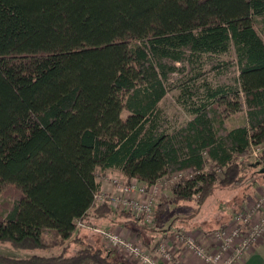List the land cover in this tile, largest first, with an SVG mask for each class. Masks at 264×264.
<instances>
[{"label":"trees","instance_id":"obj_1","mask_svg":"<svg viewBox=\"0 0 264 264\" xmlns=\"http://www.w3.org/2000/svg\"><path fill=\"white\" fill-rule=\"evenodd\" d=\"M220 56L210 70L234 64L233 83L203 78ZM187 67L190 76L170 87L168 75ZM174 87L189 119L168 130L159 104ZM259 144L264 0H0V194L19 191L0 198V242L62 247L0 255V264H126L88 242L68 252L78 222L112 213L95 205L97 171L147 186L189 171L171 191L186 207L196 196L193 216L218 185L237 184L243 168L264 161V150L244 161Z\"/></svg>","mask_w":264,"mask_h":264},{"label":"rangeland","instance_id":"obj_2","mask_svg":"<svg viewBox=\"0 0 264 264\" xmlns=\"http://www.w3.org/2000/svg\"><path fill=\"white\" fill-rule=\"evenodd\" d=\"M219 60L221 61L226 60V56H220L219 58L218 57L212 58L204 64L203 71L205 72V74L203 78H206L207 81L213 85L233 83L237 77V68L234 64L228 66L227 68L224 65L221 68V72L219 74H217L214 70H210L211 67L213 65H216ZM176 65L179 66L180 64L176 63ZM189 76H190V71L188 67H187V71L185 72L170 73L168 75L169 77L168 81L170 83V87L171 85L174 86L179 84L182 80L186 79ZM201 80L202 78H200L197 81V84L200 83ZM177 94H178V88L174 87L170 89L169 92L164 97V99L159 104L163 115L162 127L163 128L166 127L168 130H172L180 126L189 119V115L176 101ZM233 121H235V119H233ZM254 159L255 157L251 156L250 154L247 160L246 159L243 160L253 162ZM210 166L211 165H207V169H210L211 168ZM252 167H253L252 170L248 168H243L244 174L240 179V181L237 182V184L228 185V186L218 185L214 193L206 199L204 204L198 209V212L195 213L193 216H189V215H191V212L196 208V203H195L196 196L192 198L193 200L186 202L187 207L180 205L177 206L178 203L174 202L171 191L173 183L178 181L182 176L187 175L189 171L181 172V176H178V172L167 174L155 182V187H156L154 193L155 214H154V220L151 224L145 223L143 220L136 218L132 213L125 210L112 209V213L110 215H115L119 217V220L123 221L124 224H126V226L127 224L130 227L135 226L136 230L138 229V231H140L139 233L148 234V231H151V233L149 232L148 235L149 236H151L150 234L153 235L151 238L152 240H156L159 237L161 233V229L163 227L169 226L171 224L173 225L179 224L183 228H192L193 230L202 229L206 232L212 231L216 229L221 223H224L226 222V220H229V218L232 216V214L235 211L241 209L240 205L248 196L254 199L256 195L259 193V192L254 193V191H252V186L256 184V182L254 184L253 182L259 180L260 178L257 173H254L252 171L259 172V169L261 167H264V161H261L259 165H255V166L253 165ZM218 175L220 177L222 176L220 171H218ZM115 178L119 182H124V183L134 180V179L129 181L126 180L121 175L120 172L115 170H109L105 172L97 171V181L99 183V189L102 188L101 189L102 191L112 192L114 190L113 179ZM107 184H109L110 186H108ZM2 197L3 200L7 199V202L12 201L14 198L19 197V191L12 186L10 187L8 186L0 194V198ZM164 202H166L167 205H169L168 206L169 211L161 213V211L158 210V206ZM95 205H100V204L99 202L95 201ZM182 216L184 217L189 216L187 218L186 223L177 221L178 220L177 218ZM83 224L84 226H81L79 225L78 222V226L76 230L78 236H76V241L66 243L69 253H73L77 251L79 248L85 246L86 242H88L91 245L103 248L105 251L108 252L107 254L112 253L114 256L111 257H113L114 259L115 258L118 260L120 259L124 261L126 264H131V263L134 264V261L131 259V257L124 255V253L120 252L117 249L110 248L109 245L104 241L100 232H97L95 229L98 230L103 229V230H110L112 232H116L122 237L129 239L130 241H134L140 244L141 246H144L142 241L134 237L137 236L136 234L130 232L131 235L126 236V234L123 235L121 232L115 229H111V227L113 226L111 222L105 220H98L93 223L86 222ZM91 224H94L97 227L92 226ZM45 237L49 241V243L52 244L54 243L52 241L51 234L48 233L46 234ZM61 250L62 247L60 245L53 244V246H51L46 250L25 251V250L14 249L10 245L0 242V255L13 256L18 258H28L33 254H40V253L46 255L57 254L61 252Z\"/></svg>","mask_w":264,"mask_h":264},{"label":"built area","instance_id":"obj_3","mask_svg":"<svg viewBox=\"0 0 264 264\" xmlns=\"http://www.w3.org/2000/svg\"><path fill=\"white\" fill-rule=\"evenodd\" d=\"M262 150H264V144H259L251 148L250 154L256 158ZM178 176H181V173H178ZM113 182L114 190L112 192L100 190L95 195V201L99 204H107L114 210L129 211L136 218L151 224L155 214V183L147 186L136 179L124 183L116 178ZM79 225L84 226L83 223ZM95 230L100 232L110 248L131 257L134 264H160L146 247L116 232ZM205 234L206 240L197 238L191 232L181 234L185 250L204 264H237L259 241L264 240V188L254 199L252 197L247 199L241 209L232 214L227 223ZM157 251L167 262L185 264L180 259H174L165 242L157 245Z\"/></svg>","mask_w":264,"mask_h":264},{"label":"crops","instance_id":"obj_4","mask_svg":"<svg viewBox=\"0 0 264 264\" xmlns=\"http://www.w3.org/2000/svg\"><path fill=\"white\" fill-rule=\"evenodd\" d=\"M259 182H257L256 184H254L252 186V191H254V193L255 192H260V190L262 188H264V178H263V180H261L260 183ZM107 185L110 186L109 184H107ZM105 187H106V185H105ZM107 189H108V187H107ZM249 198L250 197L248 196L242 202L240 207H242L245 204L246 200L249 199ZM179 205L180 204L178 203L177 206H179ZM180 206H182V205H180ZM89 219H90L89 222H91V223L96 222L98 220H105V221L111 222L112 225H113L111 227V229H115V230L121 232L123 235L126 234V236L131 235L130 232L136 234L137 236H134V234H133V236L136 237L138 240L143 242L144 246L149 251H151V253L158 259L160 264H172L171 262L165 261L161 257V255L158 253L157 245L159 243H161V242H165V243L168 244L174 259H180L185 264H204L199 259H197L193 254H191L190 252L185 250V248L183 247L182 241H181V236H180L181 234H183L185 232H191L197 238L206 240V234H205L206 231H204L202 229L193 230L192 228H183L179 224H176V225L171 224L169 226L163 227L161 229V233H160L159 237L156 240H152L151 238H152L153 235L152 234H150L151 236L148 235L149 232L151 233V231H148V234L139 233L140 231H138V229L136 230L135 226L134 227H130L128 224L126 226V224H124L123 221H120L119 217H117L115 215H110L108 217H103V218L90 217ZM229 220H230V218H229ZM229 220H226V223ZM129 224H131V223H129ZM221 224H223V223H221ZM91 225L95 226L94 224H91ZM95 227H97V226H95ZM180 227H182L183 229L181 230ZM107 229H109V228H107ZM237 264H264V240L259 241L243 257V259L240 260Z\"/></svg>","mask_w":264,"mask_h":264},{"label":"water","instance_id":"obj_5","mask_svg":"<svg viewBox=\"0 0 264 264\" xmlns=\"http://www.w3.org/2000/svg\"><path fill=\"white\" fill-rule=\"evenodd\" d=\"M260 164V162L259 161H256L253 165L255 166V165H259ZM259 172L260 173H264V167H261L260 169H259Z\"/></svg>","mask_w":264,"mask_h":264}]
</instances>
